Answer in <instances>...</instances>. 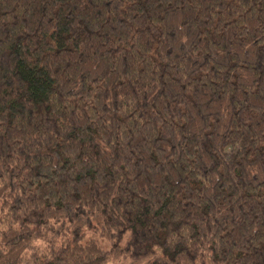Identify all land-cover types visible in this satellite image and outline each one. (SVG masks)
Instances as JSON below:
<instances>
[{"label": "trees", "instance_id": "16d2710c", "mask_svg": "<svg viewBox=\"0 0 264 264\" xmlns=\"http://www.w3.org/2000/svg\"><path fill=\"white\" fill-rule=\"evenodd\" d=\"M264 264V0H0V264Z\"/></svg>", "mask_w": 264, "mask_h": 264}, {"label": "rangeland", "instance_id": "374dc122", "mask_svg": "<svg viewBox=\"0 0 264 264\" xmlns=\"http://www.w3.org/2000/svg\"><path fill=\"white\" fill-rule=\"evenodd\" d=\"M121 264H127L126 262H122Z\"/></svg>", "mask_w": 264, "mask_h": 264}]
</instances>
